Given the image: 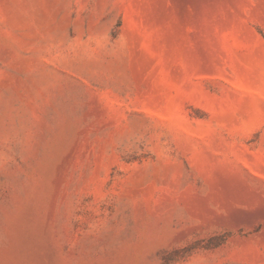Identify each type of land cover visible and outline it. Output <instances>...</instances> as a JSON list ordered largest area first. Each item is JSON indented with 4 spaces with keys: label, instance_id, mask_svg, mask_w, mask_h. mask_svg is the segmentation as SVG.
<instances>
[{
    "label": "rangeland",
    "instance_id": "obj_1",
    "mask_svg": "<svg viewBox=\"0 0 264 264\" xmlns=\"http://www.w3.org/2000/svg\"><path fill=\"white\" fill-rule=\"evenodd\" d=\"M0 264H264V0H0Z\"/></svg>",
    "mask_w": 264,
    "mask_h": 264
}]
</instances>
